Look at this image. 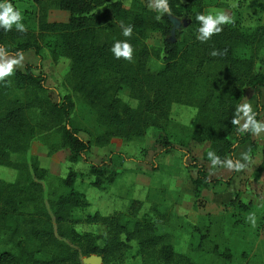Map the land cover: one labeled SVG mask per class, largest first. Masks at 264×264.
<instances>
[{"label":"trees","instance_id":"16d2710c","mask_svg":"<svg viewBox=\"0 0 264 264\" xmlns=\"http://www.w3.org/2000/svg\"><path fill=\"white\" fill-rule=\"evenodd\" d=\"M149 3L150 0H32V23L25 25L27 32L21 33L15 26L10 31L0 27V46L6 48L5 53L31 50L40 58V48L45 45L51 62L67 59L66 74L72 79V89L102 125L93 137H81L71 118L74 104L70 94L60 95L49 87L45 74L33 71L34 64L30 62L15 69L10 81H0V165L16 171L12 180L0 178V264H82L81 256L88 253L100 254L103 263L118 264L130 241L135 243L142 264H196L189 253L173 247L169 226L197 232L198 245L207 238V229L200 231L181 215L157 210L155 205L152 218L137 215L140 199L134 197L123 210L93 211L81 216L76 210L87 205L88 200L73 185L75 171L69 168L60 178L63 189L49 194L44 188L48 170L29 152L31 141L44 133L46 138H40L47 142V154L65 148L68 160L82 157L93 175L91 184L102 187L114 180L116 172L109 168V155L98 162L85 159L91 145L107 143L113 137H139L154 130L155 134L160 132L156 138L161 151L169 150L174 147L166 133L171 102L195 107L191 122L183 124L187 140H179L189 155L185 165L194 167V176L189 178L194 195L208 184L228 183L235 171L231 169L225 177L211 176L197 157L210 161L207 153L214 151L220 160L225 155L232 158L236 145L244 141L248 142V153L254 152L257 140L251 138L250 132H238V126L231 121L246 86L252 88L256 99V119L264 111L259 101L260 86L264 85V66L259 63L264 57V21L244 30L232 17L233 23L222 25L219 34L202 43L197 39L201 25L196 16L205 14L204 7L216 3L168 0L170 14L185 20L170 38L171 20L166 13L150 8ZM48 7L67 11V17L48 20ZM121 22L133 26L130 38L123 36ZM152 31L161 36V53L145 42ZM125 40L133 47L131 61L116 58L112 52L116 41ZM214 50L223 54L212 56ZM155 51L160 62L150 68ZM10 87L19 94L10 96ZM122 88L135 99L133 106L118 96ZM51 136L55 138L47 140ZM193 143L205 144L198 155L193 153ZM263 168L264 156L254 173ZM228 201L243 210L250 205L239 198L237 191ZM77 222L100 224L103 230H77ZM212 246L215 249L216 244ZM215 252L230 258L227 249Z\"/></svg>","mask_w":264,"mask_h":264},{"label":"rangeland","instance_id":"374dc122","mask_svg":"<svg viewBox=\"0 0 264 264\" xmlns=\"http://www.w3.org/2000/svg\"><path fill=\"white\" fill-rule=\"evenodd\" d=\"M211 1L216 4L204 7L205 14L224 11L230 17L235 18V23L241 29L248 30L256 23L264 21V0ZM9 2L14 8L22 11V23L30 25L32 23L29 18L32 13V0H9ZM123 2L127 3L128 0H123ZM165 13L171 20L169 36L173 38L178 24L184 23L185 20L170 14V12ZM66 17L67 11L65 10L55 7H48L46 10L48 20H63ZM145 42L157 48L161 53V36L157 31L150 32L145 38ZM156 52H152V58L149 61L150 68L159 65L160 60L154 56ZM26 53H23L25 59L22 66L16 69H22L25 62H30L34 64L33 71L45 74V83L49 87L54 88L60 95L62 93L70 94L74 104L71 118L74 124L79 127L78 134L81 137H93L94 134L100 132L102 125L96 121L94 112L86 105L80 94L71 87L72 79L66 74L67 59L60 58L58 62H51L45 45L40 48V58L36 55L28 56ZM5 54L8 57L16 55ZM259 63L264 66V57L259 59ZM7 78L10 81L9 77L5 79ZM17 94H19L17 89L9 88L10 96ZM117 94L128 104L132 106L135 104V99L127 94L125 88L119 90ZM261 101H264V87L262 88ZM252 108L255 109V103ZM194 112L195 107L190 103H170L168 109L170 121L166 126V133L170 141L174 143V147L161 152L163 159L158 161L161 163L160 166L156 159L162 148L156 138L160 132L155 134L154 130L139 137L129 139L113 137L107 143L92 144L85 159L98 162L100 159H106L109 155L112 158L109 168L116 172L114 180L104 183L102 187L91 184L93 175L88 171V162L82 157L73 161L68 160L65 148H58L51 154H47V142L41 140L42 137H45L44 133L37 135V138L31 141L29 152L35 154L40 165L45 166L48 170L44 179V188L45 192L49 194L63 189L60 178L69 168L75 171L73 185L77 190L83 192L88 200L87 205L76 210L77 214L81 216L93 211L110 213L113 210H123L131 197H139L140 204L137 215L152 218L154 216L152 208L155 205L157 210H172L181 215L189 223L196 224L200 231L207 229V238H203L202 243L198 245L199 234L197 232H187L181 226H169L173 247L178 251L189 253L196 264H264V168L259 173H254L257 163L264 156V132L259 136L251 133V138L257 141L254 152L249 154L246 150L248 160L241 155L242 152H238L240 148L235 149V154L232 152L234 154H232V158L225 157L224 160L231 158L235 162L236 160L244 162L240 163L244 165V168L241 171L235 170L228 183L220 181L216 184H208L199 191L198 195H194L189 179L190 174L194 172V167L185 165L189 160V155L184 152L185 147L179 142L180 139L187 140V131L183 124L191 122ZM258 117L259 121L264 122V111H260ZM54 138L51 136L47 140L51 141ZM229 138H233L231 132ZM204 146V143H193V153L198 155ZM11 157L16 158V155L11 154ZM197 159L205 165L211 176L225 177L231 171L223 163L213 167L210 161L200 157ZM245 160L247 161L245 162ZM15 172L11 167L0 165V178L4 180H12L15 177ZM166 172H174L172 174L178 178L172 179L171 188H168V185L165 186L167 179L160 178V174L163 175ZM149 179L148 190L143 193L139 184H144ZM154 181L162 182L160 192L157 191V187L152 185ZM236 191L242 201L250 202L246 210L240 209L236 203L228 201ZM250 213H255V227L248 220ZM74 226L77 230L94 232L103 230L102 225L96 223L77 222ZM98 242L100 243V241ZM212 244H216V250L227 249L230 258L224 259L218 255ZM135 248V243L130 241V246L125 249L123 259L118 264H142ZM99 264L106 263L101 261Z\"/></svg>","mask_w":264,"mask_h":264},{"label":"clouds","instance_id":"9594fccd","mask_svg":"<svg viewBox=\"0 0 264 264\" xmlns=\"http://www.w3.org/2000/svg\"><path fill=\"white\" fill-rule=\"evenodd\" d=\"M149 7L160 12L165 13L170 11V6L168 0H150ZM235 7V5H233ZM160 17L157 16V19ZM197 21H200V27L198 29L197 39L199 41L207 42L214 34H219L223 28L222 25L233 23L234 19L230 17L224 11H217L214 14L209 13L198 14L196 16ZM23 20V13L21 10L14 8L12 3L9 0H4V2H0V27H3L5 31H10L15 25L17 31L21 33L27 32V28ZM122 34L125 37H131L133 32V26L131 24L125 25L121 22ZM4 47L0 46V81H4L6 77H9L14 74V70L17 67H21L23 61L25 59L23 52L17 51L14 57H8L5 54ZM226 51V50H225ZM112 52L116 56V58L123 57L124 59L131 61L133 47L127 41H116L112 47ZM216 50H214L211 55L217 56L221 55ZM257 113L253 111L251 102L242 103L237 106L235 114L231 123L233 125H237V131L240 133L250 132L253 135L259 136L262 132H264V122L256 119ZM241 120L244 121L241 124ZM250 152V149L248 150ZM245 157L248 158L247 153H241ZM208 159L211 161L213 167L217 164L223 163L228 169H234L236 171H241L244 168V165L240 164L239 160L233 163L231 158H226L224 162H221L220 157L216 155L214 151H209L207 153ZM248 220L251 222L252 226H256V217L255 213H250L248 216Z\"/></svg>","mask_w":264,"mask_h":264},{"label":"crops","instance_id":"0c3cea01","mask_svg":"<svg viewBox=\"0 0 264 264\" xmlns=\"http://www.w3.org/2000/svg\"><path fill=\"white\" fill-rule=\"evenodd\" d=\"M24 52H27L26 54H28V56H32V55H34V53L31 51V50H25V51H23V53ZM264 87V85L263 86H260V96H259V101H260V103H262V104H264V101H261V93H262V88ZM255 96L253 95V90H252V88L250 87V86H246V87H244V89H243V92H242V97H241V99H240V101H239V103H238V105H240V104H242V103H246V102H251V104H252V106L254 105V103H255ZM259 118V117H258ZM258 120V119H257ZM242 123H244V121L243 120H241V124ZM239 149L240 148V150H238V152L240 151V152H243V151H245V153H246V150L248 151V142L247 141H244L243 143H240V144H237L236 145V147H235V149ZM245 148V149H244ZM235 149H234V151H233V153L235 154ZM161 152L162 151H160V154L158 153L157 154V156H156V159H157V163H158V166H160L161 165V163H159L158 161H160V159H163L162 157H161ZM164 152V151H163ZM236 152H237V150H236ZM232 153V154H233ZM233 154V155H234ZM225 157H229L228 155H225L224 156V158L221 160V161H223L224 159H225ZM247 160H248V158H247ZM247 160H245V162L247 161ZM162 161V163H163V160H161ZM225 161V160H224ZM237 161V160H236ZM240 163L241 162H243V160H240L239 161ZM244 163V162H243ZM163 165H165V164H163ZM157 170H158V168L155 170L156 171V173H157ZM167 173H170V174H167ZM172 173H174V172H166V174H163L162 175V173L160 174V178H165V179H167V181L165 182L166 184H165V186L167 187V185H168V188H171L172 186H171V184L170 183H172V179H178V178H176L177 176L176 175H174V174H172ZM192 176H194V172L193 173H191L190 174V177H192ZM184 178V177H183ZM175 181V180H174ZM161 183L162 182H156V181H154V183L152 184L153 186H155V187H157V191L158 192H160L161 191V189H160V186H161ZM174 183V182H173ZM149 185H150V179L149 180H147L144 184H139V187L143 190V193H145L147 190H148V187H149ZM164 185V184H163ZM177 189V188H176ZM191 189H192V185H191ZM137 198V197H136ZM139 198V197H138Z\"/></svg>","mask_w":264,"mask_h":264},{"label":"water","instance_id":"95a60500","mask_svg":"<svg viewBox=\"0 0 264 264\" xmlns=\"http://www.w3.org/2000/svg\"><path fill=\"white\" fill-rule=\"evenodd\" d=\"M82 264H99L102 261V257L97 253H88L81 256Z\"/></svg>","mask_w":264,"mask_h":264}]
</instances>
